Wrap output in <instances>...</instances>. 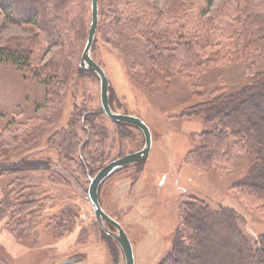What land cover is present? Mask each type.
I'll return each instance as SVG.
<instances>
[{"label":"rangeland","instance_id":"rangeland-1","mask_svg":"<svg viewBox=\"0 0 264 264\" xmlns=\"http://www.w3.org/2000/svg\"><path fill=\"white\" fill-rule=\"evenodd\" d=\"M75 1L76 20L84 21L75 23L71 40L62 45L43 43L41 48L40 42L33 51L31 66L37 71L47 65L59 67L57 60L64 57L68 76L55 75L54 68L46 73L59 78L62 85L53 81L55 86L50 87L52 79L49 82L44 76L39 81L0 59V264H63L64 260L73 261L69 264H126L119 243L113 238L109 242L100 232L87 191L95 173L110 161L142 149L145 138L134 124H119L99 113V76L80 67L92 17L91 0ZM111 1H100L91 55L108 76L111 109L146 122L152 145L148 158L116 170L100 185L103 209L128 234L135 264H158L171 249L176 232L186 230L182 212V203L190 201L186 196L198 197L214 215L224 206L233 208L244 222L237 220L238 230L231 232L225 228L223 216H217L219 224L209 218L211 242L200 253L199 264H262L252 256L257 246L264 252V210L258 209L262 204L252 205L234 187L251 167L249 155L238 150L234 163L225 170H201L185 162L197 144L193 134L209 131L213 124L202 115L181 114L187 107L206 101L203 93L194 95L192 85L201 90L216 85L227 90L242 86L248 74L264 69L259 44L203 75L165 79L153 73L148 57L146 43L157 42L149 24L132 16L130 26L118 24L108 7ZM113 1L122 13L134 7L150 13L160 11L167 14L166 21L174 19L175 24L187 22L189 14H200L192 7L196 0ZM223 4L224 0L214 1L202 16H216ZM204 5L202 0L201 7ZM5 15L0 9V47L28 46L40 33L32 23H11ZM83 24L85 34L80 37L77 30ZM134 28L140 31L133 34ZM261 104L264 106V98ZM85 115V122L89 119L96 125L97 136L84 143L88 135L83 125ZM64 131L76 133L80 153L66 156L61 152L59 138ZM30 159L46 160L49 166L29 169L30 164L21 161ZM258 181L264 183V179ZM68 210L73 212V224L65 231L58 224ZM253 237L259 243L253 244Z\"/></svg>","mask_w":264,"mask_h":264},{"label":"trees","instance_id":"trees-1","mask_svg":"<svg viewBox=\"0 0 264 264\" xmlns=\"http://www.w3.org/2000/svg\"><path fill=\"white\" fill-rule=\"evenodd\" d=\"M112 1L108 7L113 9L111 16H115L118 24L130 26L131 16L136 17L139 23L143 20V24H149L150 31L157 42L153 43L150 40L146 43L148 57L155 70L153 73L165 79L203 75L211 67L226 61H234L239 53H249L252 44H259V52L264 53V0H224L216 16L211 18H204L202 15L210 10L216 0H205L203 7H201L202 0H196L192 7L198 8L200 14H189L187 22H182V24H175L174 19L166 21L167 14L164 13V15L160 11L150 13L139 7H134V10L130 8L129 11L122 13L118 2L113 1L112 3ZM76 2L75 0H0V9L6 14L9 22L32 23L40 32L32 37L28 46L21 44L15 47H0V59L13 63L24 72H29L39 81H42L44 76L48 77L47 69L54 68L55 75L68 76L67 61L63 59L64 57L57 60L60 63L57 68L54 65L55 61L52 62L53 67L47 65L38 71L33 70L31 65L32 58H34L33 51L40 42L39 47L41 48L43 43L62 45L71 40L69 35L74 31L75 23L78 25L84 21L82 18L80 22L76 20L78 17L75 14ZM125 6L126 3H124V8ZM82 10L84 11V8ZM149 16L151 18H148ZM89 27L90 24L87 28V37ZM139 31L134 28L132 33ZM77 32L80 37L84 35L85 25L80 26ZM80 37L79 41L82 39ZM95 41L96 38L94 43ZM80 67L81 71H88L81 57ZM64 68L67 71L63 73L60 69L64 70ZM51 79L50 87L55 86L54 82L61 84L59 78L49 76L48 81L50 82ZM197 86L192 85L194 95L203 93L202 96H207L206 101L187 107L181 114L188 117L202 115L206 122L213 124V128L193 134L192 138L197 140V144L187 153L185 162L196 165L201 170H220L221 168L225 170V167L234 163L235 153L238 150L247 152L251 167L243 178L234 183V187L239 195L252 205L261 202L262 206L258 209L264 210V183L258 181L264 179V106L261 104V99L264 98V69L248 74L242 86L229 87L230 89L227 90L217 85L208 90L198 89ZM226 109L228 111H224ZM99 113L104 112L101 109ZM85 118L86 115L83 125L88 135L84 138V143L91 142L93 137L97 136L96 125L89 119L85 122ZM118 123L123 124L124 122ZM59 139L60 150L66 156L80 153V149L77 148L76 133L64 131ZM21 162L29 163V169L42 164L49 166L48 161L41 159ZM79 162L82 166L81 159ZM139 169L142 170L141 167ZM92 173L91 170L90 174ZM186 197L190 199L182 203L186 230L180 229L176 232L171 249L158 264H199L200 253L206 250L211 242L209 218L217 221L219 219L217 216H223L225 228L231 232L238 230L237 220L244 222L243 216L233 208L224 206L214 212L215 216L198 197L192 195ZM72 215V211H65L60 217L58 226L65 227V231L69 230L73 224ZM217 223L219 224V221ZM106 227L115 230L109 223H106ZM99 229L110 242V238L113 237L107 234L100 225ZM244 237L246 238L242 235V238ZM246 239L249 240L248 237ZM251 241L253 244L254 242L259 243V239L254 237ZM252 256L259 263L264 264V252L259 246L255 247Z\"/></svg>","mask_w":264,"mask_h":264},{"label":"water","instance_id":"water-1","mask_svg":"<svg viewBox=\"0 0 264 264\" xmlns=\"http://www.w3.org/2000/svg\"><path fill=\"white\" fill-rule=\"evenodd\" d=\"M91 23L89 27L87 42L83 50L81 61L85 67L95 72L100 79L101 85V105L103 112L115 122H127L137 126L143 133L145 143L142 149L123 155L104 165L92 178L87 191V198L92 206L94 215L100 227L111 235L122 248L126 264H135L134 250L131 240L122 225L113 217L108 215L103 209L99 200L100 185L115 172L127 165L144 161L148 158L152 145V132L149 126L139 117L114 112L109 103V80L103 67L92 57L91 50L96 36L99 22V0H91ZM106 223L111 224L115 230L108 229ZM73 261L64 260L63 264H69Z\"/></svg>","mask_w":264,"mask_h":264},{"label":"bare ground","instance_id":"bare-ground-1","mask_svg":"<svg viewBox=\"0 0 264 264\" xmlns=\"http://www.w3.org/2000/svg\"><path fill=\"white\" fill-rule=\"evenodd\" d=\"M140 150V149H139ZM99 200H100V197H99ZM101 203V202H100Z\"/></svg>","mask_w":264,"mask_h":264}]
</instances>
